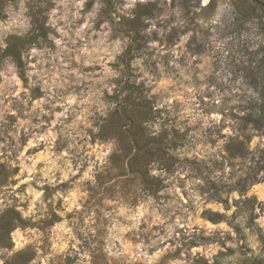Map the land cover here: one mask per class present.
<instances>
[{"label":"clouds","instance_id":"9594fccd","mask_svg":"<svg viewBox=\"0 0 264 264\" xmlns=\"http://www.w3.org/2000/svg\"><path fill=\"white\" fill-rule=\"evenodd\" d=\"M0 264H264V0H0Z\"/></svg>","mask_w":264,"mask_h":264}]
</instances>
